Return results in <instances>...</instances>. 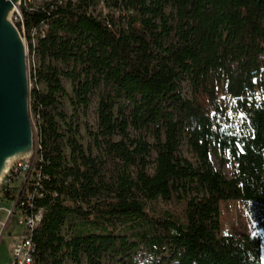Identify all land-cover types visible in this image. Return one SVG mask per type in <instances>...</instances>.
I'll list each match as a JSON object with an SVG mask.
<instances>
[{"label":"trees","instance_id":"1","mask_svg":"<svg viewBox=\"0 0 264 264\" xmlns=\"http://www.w3.org/2000/svg\"><path fill=\"white\" fill-rule=\"evenodd\" d=\"M20 9L37 60L34 180L18 202L41 210L31 264H263L264 0ZM220 201L241 202L253 232L219 233Z\"/></svg>","mask_w":264,"mask_h":264},{"label":"water","instance_id":"2","mask_svg":"<svg viewBox=\"0 0 264 264\" xmlns=\"http://www.w3.org/2000/svg\"><path fill=\"white\" fill-rule=\"evenodd\" d=\"M21 0H0V185L11 165L30 159L35 131L29 107L27 49L13 22Z\"/></svg>","mask_w":264,"mask_h":264},{"label":"built area","instance_id":"3","mask_svg":"<svg viewBox=\"0 0 264 264\" xmlns=\"http://www.w3.org/2000/svg\"><path fill=\"white\" fill-rule=\"evenodd\" d=\"M43 0H21V4L19 7L15 8L13 14V22H18L20 25L19 32L22 37H27L28 35L25 31V27L23 24L21 5L28 6L29 4L39 5ZM97 10H99L103 15L106 13V8L103 2H99L97 4ZM44 25L40 27L38 34L29 33L31 44L35 43V38H42L44 36ZM29 46V44L27 43ZM28 54L30 55L29 51ZM32 56V55H31ZM33 57V56H32ZM35 150L37 152L36 141H35ZM36 152L35 154L28 160H23L17 162L10 166L8 172L5 174L2 183L0 185V201H8L11 203V208L6 209V219L4 222H0V240L5 234L10 218L14 215L17 216V226L20 230V235L15 239L13 244V249L10 257V261L7 264H31V253H32V242L30 240V231L39 223L41 219V210L35 215H28L23 210L24 202H21L18 206L20 194L23 192L26 198H29L30 193L29 189L24 188L28 181L33 179V171L32 167L36 160ZM3 184V189L1 190V186ZM12 195L13 198H9L6 195ZM10 236V233L7 234Z\"/></svg>","mask_w":264,"mask_h":264},{"label":"rangeland","instance_id":"4","mask_svg":"<svg viewBox=\"0 0 264 264\" xmlns=\"http://www.w3.org/2000/svg\"><path fill=\"white\" fill-rule=\"evenodd\" d=\"M24 40V43L26 45L27 49V69H28V75L30 76V70L36 65V58L32 57L28 54V39L27 37H22ZM29 86L31 88L32 81H30L29 78ZM67 90L69 91V88L66 86ZM186 91V90H184ZM95 108H96V102L95 98L92 99L91 104L89 106V110L87 112V115L85 117H81L82 123H86L88 127L94 128L95 122H96V114H95ZM30 118L33 129L35 128V122L32 118V114L30 112ZM81 136L83 137L82 143L84 146L88 144V138L86 136V133L84 131V125L81 128ZM183 156L187 159L194 161L191 154L186 150L185 147L182 148ZM212 162L214 165H216L214 159L212 158ZM223 173L229 177L231 175V165L227 164L223 168ZM159 206H162V204H159ZM170 207V206H169ZM11 208V203L8 201H0V222H4L6 219V209ZM219 208V218H220V224L221 229L219 233H252L253 228L252 224L247 216V213L244 209V206L239 201H220L218 204ZM17 216H12L10 218L7 230L5 234H3V237L0 240V264H7L10 261L13 244L15 242V239L19 237L20 230L17 226ZM10 233V236L7 234ZM263 264H264V256H263Z\"/></svg>","mask_w":264,"mask_h":264},{"label":"crops","instance_id":"5","mask_svg":"<svg viewBox=\"0 0 264 264\" xmlns=\"http://www.w3.org/2000/svg\"><path fill=\"white\" fill-rule=\"evenodd\" d=\"M263 256H264V251H263Z\"/></svg>","mask_w":264,"mask_h":264}]
</instances>
